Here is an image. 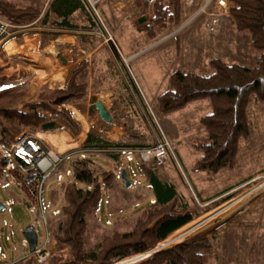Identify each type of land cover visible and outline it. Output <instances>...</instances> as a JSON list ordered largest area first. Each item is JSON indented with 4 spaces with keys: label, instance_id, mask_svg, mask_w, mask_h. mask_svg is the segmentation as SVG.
<instances>
[{
    "label": "rangeland",
    "instance_id": "obj_1",
    "mask_svg": "<svg viewBox=\"0 0 264 264\" xmlns=\"http://www.w3.org/2000/svg\"><path fill=\"white\" fill-rule=\"evenodd\" d=\"M13 1L20 5L34 4L41 10L46 7V2L40 0ZM135 1L139 3L136 4ZM228 8L227 1V13L223 15L202 14L194 19L183 17L181 21L184 23V27L179 34L170 37L172 35L169 36L165 33L166 39L163 42L150 46L154 39L146 40L136 28L139 29L151 21L153 6L143 0H103L100 3V13L116 46L110 41L107 43V49L103 47L105 46V42H103V48L95 50V52L75 47L76 54L71 53V60L79 64L87 59L90 63V89L87 97L70 104L68 109L79 122L83 132L88 130L101 139L112 142L119 141L117 143H121L123 147H118V149L133 154L135 159L132 162H126L124 153L121 155L114 153L113 150L116 148L85 152L86 158L93 162L91 166L97 175L103 171L119 168L120 173L122 170L125 171L126 181L130 183V186L126 187L125 181L121 179L119 173L113 188L104 192L98 210L87 216L86 251L94 249L104 235L114 230L129 229L133 219L154 202L152 188L140 169V166H146L140 163L138 155L134 151L151 147L162 140L168 142L169 153L161 166H155L154 172L161 180L174 185L178 194L176 201L181 200L188 206L193 213V219L155 247L144 253L132 255L133 257L121 259L114 264H140L159 250L200 237H211L213 242L215 241V246L217 244V253L215 256H211L209 264H246L249 255V241L253 237H264V222L255 223L253 227L247 226L256 219L255 214L248 213L253 204L264 201V192L259 193V181L256 179L258 173L264 169L253 173L242 184L235 185L227 191L215 193L208 198L206 206H202V202L198 200V196L202 193L214 192L226 182L239 176L240 173L264 166V103L250 104L251 134L248 139L240 142L238 149L243 160L240 161L239 158L236 168H224L216 176L207 172H194L191 168L199 157V152L191 147V143L193 141L203 142L207 139L206 132L200 126L198 119L210 111L209 101L205 99L194 101L167 115L159 114L156 109V98L166 90L169 75L175 69L208 74L210 68L207 66V61L215 57L228 63L237 62L248 66L254 63L256 53L250 47L249 35L238 33L231 27ZM188 13L189 11L186 12V15ZM124 16L129 18L125 19L122 24L121 19ZM142 18H145V21L140 22ZM115 27H118L119 30L112 33ZM38 31L40 28L37 24L20 29H10L7 40L20 33H38ZM53 43L56 44V41ZM99 43L102 42L99 41ZM37 48V45L33 46L23 57L27 59L25 63H29L31 69H35L34 67L39 63L34 58V53L39 51L44 53L41 49L38 51ZM105 50H110L108 53L109 62L106 64L101 60L107 58L104 55ZM92 97L102 102L111 116L110 121L100 118ZM56 121L58 131L68 130L62 120L56 118ZM23 132L31 136L29 130L26 129ZM68 132L71 133L69 130ZM123 132L129 136L133 135V140L121 137ZM32 144L38 145L33 141ZM52 150L56 153L67 154L83 149L81 146V148L63 152ZM113 154L119 156V165L114 163V159L111 157ZM70 162L60 164L55 173L70 168ZM55 173L51 174L44 191L46 210L49 207L46 195L55 184L53 177ZM70 180L69 182H73V178ZM2 181L3 184L0 183V202L3 203L8 198L6 189L11 192L9 198L15 195L17 199H14L10 206L7 205L8 207L0 210V246L8 253L13 247L27 252L28 249L23 248L25 245L23 232L32 223L37 226V212L30 211L31 205L26 196L22 197L21 190L6 179ZM69 182L65 180L60 184ZM63 204L64 201L61 198V202L58 204L60 209ZM60 214L52 216L49 212L47 216L48 233L51 239H53V232L60 220ZM3 222L6 224L3 225ZM37 234L40 240L43 232L39 226ZM6 237H9V240H6ZM225 239L242 240L235 247V254L232 252L233 257L221 254L223 247L220 245H224L222 241ZM49 247L50 257L67 255V249L59 246L56 241ZM224 248L228 249L229 247L225 246ZM20 263L21 261L15 262V264Z\"/></svg>",
    "mask_w": 264,
    "mask_h": 264
},
{
    "label": "trees",
    "instance_id": "obj_2",
    "mask_svg": "<svg viewBox=\"0 0 264 264\" xmlns=\"http://www.w3.org/2000/svg\"><path fill=\"white\" fill-rule=\"evenodd\" d=\"M40 1L46 2L44 10L34 4L20 5L13 0H0V18L21 27L37 24L42 46L64 32L76 33L83 47L98 45L99 40L89 34L94 23L81 0ZM227 1L230 25L236 32L249 35L250 47L256 53L254 63L251 66L228 63L215 57L207 62L210 68L208 74L175 69L169 76L166 90L156 98V109L162 115L176 112L194 101H209L210 111L198 119L207 139L203 142L193 141L191 147L199 152L192 171L212 175L223 168L234 167L240 142L251 134L250 104L264 103V0ZM184 16L182 0H156L151 22L139 30L148 40H153L178 24ZM26 34L29 33H20L16 37ZM108 53L104 52L107 57L105 63L109 62ZM5 82L0 67L1 145L8 146L13 135L24 129L54 131L58 127L56 118L62 120L72 134L81 132L79 122L65 106L88 96V61L83 60L77 65L64 89L42 88L36 101L25 103L19 109L1 107L20 99L25 93L15 87L5 86ZM118 147L123 146L91 133L82 143V149ZM111 157L119 165V156L113 154ZM155 166H140L152 188L154 202L133 219L129 229L114 230L104 235L94 249L86 251L87 216L98 210L104 192L113 188L118 174L110 170L97 175L89 158L73 159L70 162L73 182L62 187L64 204L53 232V239L67 249V255H53L47 264H114L146 252L190 222L193 213L181 200L176 201L178 194L174 185L161 180L154 172ZM213 253V238L200 237L159 250L140 264H209ZM20 264L34 263L27 257Z\"/></svg>",
    "mask_w": 264,
    "mask_h": 264
},
{
    "label": "crops",
    "instance_id": "obj_3",
    "mask_svg": "<svg viewBox=\"0 0 264 264\" xmlns=\"http://www.w3.org/2000/svg\"><path fill=\"white\" fill-rule=\"evenodd\" d=\"M138 3L139 2L137 1L136 4H138ZM186 12H187V10L185 8V15H186ZM127 18H129V17L124 16L121 19L122 24L125 21V19H127ZM142 19L140 20V22L145 21V18H142ZM136 29L139 32H141V34H143V36H144V33L142 31H140L138 28H136ZM118 30H119V28L115 27L113 29L112 33H115ZM8 37H6L0 43V67L2 68V75L6 79L5 86L15 87L18 90H23L25 92L24 96H22L20 99L14 101V102L6 103L3 106H1L4 108H9V109H19L25 103L36 101L37 94H38L39 90L42 88L53 89V90L64 89L68 84V81H69V78H70L72 71L78 65L71 60L72 59L71 53H74V55L76 54V51H75L76 46H78L80 48L82 47L85 50H91L92 52H95V50L98 51L100 48H103V47H106L108 49L107 43H104L105 46L102 47L103 42L98 43V45H96L94 47H83L79 41L78 35L76 33H73V32H67V33L64 32L57 39L53 40V41H56V44H54L53 41H50L45 46L41 45V35L39 33H29V34L21 36L20 38L12 37L11 39L7 40ZM138 38H139V36H138ZM144 38H146V37L144 36ZM133 39H136V37H133ZM16 40H18V42H16ZM146 40H148V39L146 38ZM113 44H114V46H116L114 42H113ZM35 45H37L38 51L41 49L44 53L42 54V53H40V51L36 52V54L34 53V58L36 60H38L39 63H38V65H36V67H34L35 69H31L30 64L25 63V61L27 59H24L23 57ZM110 50H108V51L110 52ZM105 51H107V50H105ZM20 53H23L24 55L20 54ZM66 56H67V59H66ZM84 60L87 61V59H84ZM101 60L103 61L104 64H106L104 59H101ZM65 107L68 108L69 105H67ZM24 130H26V129H24ZM27 130H29V132L31 134L32 141L34 144H39L41 142L42 144H45L48 147H51L52 149H54L55 151H58V152H63V151L69 150V149L81 148L82 143L86 140L88 134H90V133L92 134V132H90L88 130L83 132L82 128H81V132L78 135L71 134L68 132V130L58 131V129L51 131V132H41V131L32 130V129H27ZM19 133H21V132H19ZM19 133H15L13 135V139ZM121 137H123L124 139L130 138L131 140H133V138H134L133 135L129 136V134H127L125 132L122 133ZM99 138H101V137H99ZM114 140H118V139H114ZM114 142H119V141H114ZM83 150H85V149H83ZM239 158H240V161L243 160V157H240V152L238 151L236 161H235V165L233 168L237 167ZM113 161L115 164H117L115 162V160H113ZM91 163L93 164L92 161H91ZM192 166H191V168H192ZM261 169H264V166L259 167V168H255V169H252V168L248 169V170L244 171V173H240L239 176L234 178L232 181L226 182L224 185H222L221 188H217L214 192L202 193L200 196H198V200L200 202H202V206H204L207 203L208 198L211 197L212 195H214L215 193L226 191L228 189H231L235 185L242 184L253 173H255L256 171L261 170ZM114 171H116L117 174L120 173L119 168L115 169ZM218 173H216L214 176H216ZM53 177L55 179V176H53ZM2 180H4V179H2V177H0V183L1 184H3ZM7 181L9 183L14 184L13 182H11L9 180H7ZM15 186L19 190H21V193L23 195L22 197L24 198L26 196L25 191L23 189H21L20 187H18L17 185H15ZM62 187H63V184L58 183L55 179V184L52 185V187L49 189V191L47 192V195H46V202L49 205L47 211H51L54 209H60L58 204L61 202V198H63ZM5 192H6V196H8V198L3 203L0 202L1 204L4 205V209L6 207L10 206L12 204V202L14 201V199H17L15 195H13L12 198H9L11 192H9L8 189H6ZM26 198H27V196H26ZM0 210H3V209H0ZM248 213L250 215L251 214L256 215V219L254 221L252 220V222H250L247 225L248 227H253V225L255 223H257V224L263 223L264 222V201L253 204L252 209ZM3 225H4V222H3ZM222 242L225 246H227L229 248L226 249V248H224L225 247L224 245L223 246L220 245L221 247H223V248H221V252H222L221 254H223V256L233 257L232 252L233 253L236 252L235 247L240 242H242V240L241 239H233L232 241H230L229 239H225ZM213 244H214L213 255L215 256V254L217 253V250H216L217 244L215 246V241L213 242ZM23 248L28 249V250H26L27 252H24L22 250H19V249H16L13 247L12 250L10 251V253H8L4 249L6 251V253L8 254L9 264H15V262H19V261L22 262L25 258H27L29 256L31 251L29 250L28 245H24ZM248 253H249V255H248V258L246 260V264H263L264 263V237H262V238H260V237L251 238V240L249 241ZM210 263H211V260H210Z\"/></svg>",
    "mask_w": 264,
    "mask_h": 264
},
{
    "label": "built area",
    "instance_id": "obj_4",
    "mask_svg": "<svg viewBox=\"0 0 264 264\" xmlns=\"http://www.w3.org/2000/svg\"><path fill=\"white\" fill-rule=\"evenodd\" d=\"M84 7L88 11L94 27L89 32L91 36L98 39L101 42H112L113 37L110 33L104 18L102 17L99 6L103 0H81ZM150 6H153L156 0H143ZM188 15H185L187 19H194L199 15L207 14L212 16H220L227 13V1L226 0H182ZM187 16V17H186ZM184 27V23L181 21L179 24L173 25L167 29L162 35L153 40L150 46H155L163 42L166 37L165 33L174 37L181 32ZM21 26L12 25L0 18V43L10 35V29H20ZM97 149L89 148L83 151L74 153L60 154L54 152L51 148L44 144L33 145L31 136L28 133L21 132L12 140L8 146L0 145V164H1V177L2 179L9 180L15 185L23 189L29 202L30 211L35 210L37 212V226L31 224L27 229L35 231L37 240L33 251L29 256L34 264H47L50 258V244L54 243V239L50 238L47 226V216L49 212L52 216L60 214L59 209L47 211L44 205V191L46 184L52 173H55L56 169L60 167V164H64L67 161L73 159L86 158L85 152H95ZM114 153L125 154L126 162L134 161V155L124 152L122 149L116 148ZM143 165L161 166L168 157L169 144L166 140L158 141L151 147L142 149H136L134 151ZM55 179L59 183H63L65 180L71 181L73 174L71 168H66L58 171L54 174ZM256 179L259 181V193L264 192V171H260ZM254 179V180H256ZM252 190L250 191V193ZM153 202V201H151ZM8 204V203H7ZM6 223L4 222V225ZM40 227L43 235L41 239H38L37 227ZM9 240V237H6ZM24 244L28 245L24 240ZM0 264H9L8 254L2 246H0Z\"/></svg>",
    "mask_w": 264,
    "mask_h": 264
},
{
    "label": "water",
    "instance_id": "obj_5",
    "mask_svg": "<svg viewBox=\"0 0 264 264\" xmlns=\"http://www.w3.org/2000/svg\"><path fill=\"white\" fill-rule=\"evenodd\" d=\"M92 99L95 101L94 102V106L98 112V115L100 116V118H102L105 121H110L111 120V116L108 112V110L104 107V105L102 104L101 101L96 100L94 97H92ZM120 177L123 181H125V186L129 187L130 183L126 181V173L124 170L121 171L120 173ZM0 209H4V205L0 203ZM23 237L25 239V241L28 244V248L30 251H33L35 244H36V240H37V236L34 230L32 229H26L23 232ZM152 256V255H151ZM149 256V258L151 257ZM148 258V259H149Z\"/></svg>",
    "mask_w": 264,
    "mask_h": 264
}]
</instances>
